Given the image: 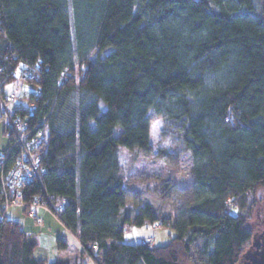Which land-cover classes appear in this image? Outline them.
<instances>
[{
  "label": "trees",
  "instance_id": "obj_1",
  "mask_svg": "<svg viewBox=\"0 0 264 264\" xmlns=\"http://www.w3.org/2000/svg\"><path fill=\"white\" fill-rule=\"evenodd\" d=\"M21 66L38 92L9 117H45L47 132L46 173L27 199L65 200L59 218L83 254H99L97 264L240 263L253 236L249 194L264 186V0H0L4 103ZM151 110L177 125L192 157L193 202L173 216L145 204L130 217L118 153L151 150ZM155 224L175 237L125 241L126 227ZM37 245L0 213V264H69L37 258Z\"/></svg>",
  "mask_w": 264,
  "mask_h": 264
},
{
  "label": "rangeland",
  "instance_id": "obj_2",
  "mask_svg": "<svg viewBox=\"0 0 264 264\" xmlns=\"http://www.w3.org/2000/svg\"><path fill=\"white\" fill-rule=\"evenodd\" d=\"M22 70L23 66L16 71L15 82L8 84L4 89V98L8 99L11 95H15L16 101L4 103L0 99V121L8 120L9 113H13L19 107L30 106L26 98L33 86L23 79L25 76L22 78ZM148 116L151 124V150L149 152L121 150L118 153L119 175L125 183L127 193L123 214L133 217L141 206L150 204L162 213L173 216L192 205L193 161L185 151L177 125L158 115L154 110H151ZM8 147L5 123L0 122V157ZM248 201L250 204L246 212V226L252 235L261 234L264 232V186L249 194ZM7 216L20 219L24 214L22 210L11 209ZM52 222L54 226L51 231L48 228L39 230V247L35 251L37 258L47 259L48 263L58 262L65 255L58 249L57 239L66 240L70 247L79 249L73 235L54 220ZM124 236L127 243L139 244L142 240L149 239L152 247H161L175 237V232L172 228L155 224L126 227ZM251 244L252 240L250 246ZM248 249L249 247L246 251ZM82 255L88 258L84 264H97L100 260L99 254L97 258L90 253H82ZM70 262H73L72 258ZM182 264L193 263L184 256Z\"/></svg>",
  "mask_w": 264,
  "mask_h": 264
},
{
  "label": "built area",
  "instance_id": "obj_3",
  "mask_svg": "<svg viewBox=\"0 0 264 264\" xmlns=\"http://www.w3.org/2000/svg\"><path fill=\"white\" fill-rule=\"evenodd\" d=\"M24 76L30 79L36 77L32 73H26ZM33 92L37 93L38 89L33 88ZM9 101L15 102V95H12ZM33 110L32 105L30 113ZM0 122L5 123L7 135L12 139L10 150L0 157V213L6 214L10 209H20L30 217L36 218V211L43 210L64 227L60 221L59 212L66 205L65 200H54L46 192L35 197L32 202L27 199V188L36 183L42 185L46 173L40 154L41 146L47 138L46 118H42L36 125H32L28 117L20 116L9 117L8 120L3 119ZM36 224L38 227L44 226L41 219H36ZM141 243L146 246L151 245L149 239H144ZM79 245L81 246L80 243ZM81 248L85 251L82 246ZM93 248L96 247L93 246Z\"/></svg>",
  "mask_w": 264,
  "mask_h": 264
},
{
  "label": "crops",
  "instance_id": "obj_4",
  "mask_svg": "<svg viewBox=\"0 0 264 264\" xmlns=\"http://www.w3.org/2000/svg\"><path fill=\"white\" fill-rule=\"evenodd\" d=\"M10 210H8L6 212V214H5L6 216L8 215ZM18 210H20V209H18ZM22 212H23L24 216H22V218L20 217V219L9 218L8 216H7V218L9 220H13V221L19 223L21 225L22 229L26 232L27 235L35 238L37 240V244H38L37 248H38L39 247V238L38 237H39V233H40L39 230H44V229L48 228L51 231L53 229V226H54L53 222H52V220H54V219L47 212H45L43 210H37L36 211V218L30 217L23 210H22ZM19 216H21V215H19ZM36 219H41L43 221V223H44V226L43 227H38L37 224H36ZM58 225L61 226L60 224H58ZM73 237L75 238V240L77 241V244L79 245V241L77 240V238L74 235H73ZM82 251L83 250H82L80 245H79V249H77L75 247H70L69 243H68L67 250H62V252H64L65 255L63 256V258L60 261H67L69 264H72V263H74V264H84L85 260H87L88 258H85L82 255ZM71 258L73 259V262H70ZM41 260L48 261L47 259H41Z\"/></svg>",
  "mask_w": 264,
  "mask_h": 264
},
{
  "label": "water",
  "instance_id": "obj_5",
  "mask_svg": "<svg viewBox=\"0 0 264 264\" xmlns=\"http://www.w3.org/2000/svg\"><path fill=\"white\" fill-rule=\"evenodd\" d=\"M252 239L250 248L243 254L239 264H264V242Z\"/></svg>",
  "mask_w": 264,
  "mask_h": 264
},
{
  "label": "flooded vegetation",
  "instance_id": "obj_6",
  "mask_svg": "<svg viewBox=\"0 0 264 264\" xmlns=\"http://www.w3.org/2000/svg\"><path fill=\"white\" fill-rule=\"evenodd\" d=\"M254 237H255L256 239L258 238V240H259L260 242H264V232H262L261 234H253L252 239H253ZM256 239H255V240H256Z\"/></svg>",
  "mask_w": 264,
  "mask_h": 264
}]
</instances>
